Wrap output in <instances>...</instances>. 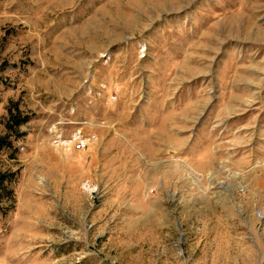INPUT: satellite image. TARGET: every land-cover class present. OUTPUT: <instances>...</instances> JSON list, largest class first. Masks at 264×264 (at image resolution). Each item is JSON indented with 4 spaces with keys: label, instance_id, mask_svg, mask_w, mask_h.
<instances>
[{
    "label": "rangeland",
    "instance_id": "374dc122",
    "mask_svg": "<svg viewBox=\"0 0 264 264\" xmlns=\"http://www.w3.org/2000/svg\"><path fill=\"white\" fill-rule=\"evenodd\" d=\"M0 65V264H264V0H0Z\"/></svg>",
    "mask_w": 264,
    "mask_h": 264
},
{
    "label": "trees",
    "instance_id": "16d2710c",
    "mask_svg": "<svg viewBox=\"0 0 264 264\" xmlns=\"http://www.w3.org/2000/svg\"><path fill=\"white\" fill-rule=\"evenodd\" d=\"M1 70L2 65H0V72ZM28 120L29 117L25 116L18 106H16L14 109L10 108V115L6 124L8 134L5 136H0V150L13 147V138L18 139L22 135L19 127ZM16 179V172L4 171L0 168V213L6 214L13 208V205L7 204L9 201L11 202L14 199L15 192L13 183Z\"/></svg>",
    "mask_w": 264,
    "mask_h": 264
}]
</instances>
